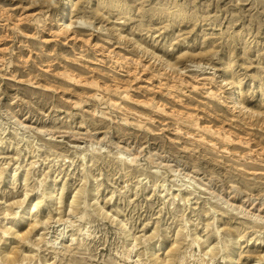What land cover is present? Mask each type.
I'll return each instance as SVG.
<instances>
[{
	"label": "rangeland",
	"instance_id": "rangeland-1",
	"mask_svg": "<svg viewBox=\"0 0 264 264\" xmlns=\"http://www.w3.org/2000/svg\"><path fill=\"white\" fill-rule=\"evenodd\" d=\"M62 2L0 0V264H264V0Z\"/></svg>",
	"mask_w": 264,
	"mask_h": 264
},
{
	"label": "bare ground",
	"instance_id": "bare-ground-1",
	"mask_svg": "<svg viewBox=\"0 0 264 264\" xmlns=\"http://www.w3.org/2000/svg\"><path fill=\"white\" fill-rule=\"evenodd\" d=\"M69 7V0H63V2H62V5H61V8H62V10H64L63 11V13H62V16H61V18H60V21H62L63 19H66V20H68L69 19V15H68V13H67V8ZM65 24V23H64ZM61 24L60 26H61V28H60V31L59 32H61V33H69L70 32V24ZM74 32H76V31H74ZM74 32H72V34L74 33ZM75 34V33H74ZM63 75L66 77V78H69V79H72V80H77V77H75V75H71L70 73H64L63 72ZM77 81H80V80H77ZM235 94H236V92H233V94H232V96H231V98L229 97V102L230 103H232L234 106H237V105H239V104H241V101H240V98H239V96H235ZM178 117V116H177ZM180 118V117H179ZM24 208H26L25 206H24ZM71 211H73L72 209H71ZM61 235H62V237L64 236V234L63 233H61ZM55 239H57V237L56 238H54V239H51V240H49V239H47L46 240V242L47 243H51V244H56V243H58L57 242V240H55ZM62 240V239H61ZM59 243H60V241H59ZM136 264H141V262H139V261H136ZM258 264V263H257Z\"/></svg>",
	"mask_w": 264,
	"mask_h": 264
}]
</instances>
